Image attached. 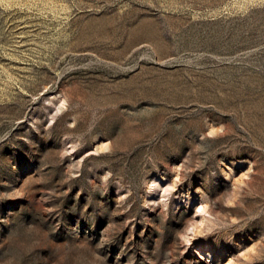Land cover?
Here are the masks:
<instances>
[{"label":"rangeland","instance_id":"1","mask_svg":"<svg viewBox=\"0 0 264 264\" xmlns=\"http://www.w3.org/2000/svg\"><path fill=\"white\" fill-rule=\"evenodd\" d=\"M0 264H264V0H0Z\"/></svg>","mask_w":264,"mask_h":264}]
</instances>
